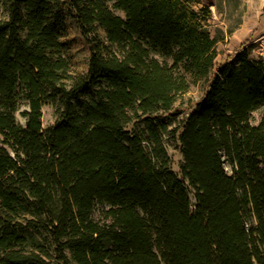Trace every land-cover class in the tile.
Here are the masks:
<instances>
[{
    "label": "trees",
    "instance_id": "obj_1",
    "mask_svg": "<svg viewBox=\"0 0 264 264\" xmlns=\"http://www.w3.org/2000/svg\"><path fill=\"white\" fill-rule=\"evenodd\" d=\"M211 18L201 0H0V264H264V62L217 65Z\"/></svg>",
    "mask_w": 264,
    "mask_h": 264
},
{
    "label": "rangeland",
    "instance_id": "obj_2",
    "mask_svg": "<svg viewBox=\"0 0 264 264\" xmlns=\"http://www.w3.org/2000/svg\"><path fill=\"white\" fill-rule=\"evenodd\" d=\"M207 4L212 11V18L208 22L211 34L218 38L216 45V63L222 65L229 61L236 63L238 54L244 49H250L255 55V41L264 34V0H201ZM69 53L71 58L72 70L75 73H85L88 69V58L90 49L87 40L82 36L78 26L73 20H69ZM104 36L103 33H101ZM257 60V59H256ZM218 67L216 68V72ZM215 72V73H216ZM213 77V76H212ZM207 88L205 82L194 83L190 90L181 95L174 105L172 116L168 120L170 128L173 129L180 125L192 107L200 100ZM28 106L21 104L17 113V120L24 125L26 118L23 111ZM259 113L255 114V118ZM56 121L55 109L52 105L43 108V125L49 127ZM168 153L172 159L173 170L179 172L183 156L177 149V144L170 136L165 138ZM101 208H98L97 216Z\"/></svg>",
    "mask_w": 264,
    "mask_h": 264
},
{
    "label": "built area",
    "instance_id": "obj_3",
    "mask_svg": "<svg viewBox=\"0 0 264 264\" xmlns=\"http://www.w3.org/2000/svg\"><path fill=\"white\" fill-rule=\"evenodd\" d=\"M255 55L257 61L264 62V34L255 41Z\"/></svg>",
    "mask_w": 264,
    "mask_h": 264
}]
</instances>
